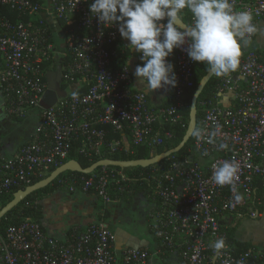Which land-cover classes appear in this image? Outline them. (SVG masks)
I'll list each match as a JSON object with an SVG mask.
<instances>
[{
    "label": "built area",
    "instance_id": "built-area-1",
    "mask_svg": "<svg viewBox=\"0 0 264 264\" xmlns=\"http://www.w3.org/2000/svg\"><path fill=\"white\" fill-rule=\"evenodd\" d=\"M235 11H250L253 22L264 26V0H230ZM92 0H0V92L6 110L26 118L37 112L40 125L34 140L23 145L10 160L0 158V195L27 187L34 178L52 173L64 164L75 142L87 157L129 153L143 146L153 158L174 134L167 125L187 127L183 109L185 95L196 85L199 63L185 49L173 50L167 58L174 66L177 86L167 99L168 106L154 105L144 91L136 89L130 67L113 68L114 47L121 39L118 25L105 27L90 13ZM191 23V15L187 13ZM162 21L161 23H166ZM62 23L69 28L62 30ZM60 34H58V30ZM78 27L79 32L74 29ZM57 32V34H56ZM252 36V43L256 36ZM57 39L65 41L59 49ZM242 48L240 65L221 79L222 86L211 101H203L204 115L185 154L171 155L153 165L145 176L150 195L158 205L151 214L160 244L154 250L126 247L116 249V234L101 218L87 228L74 229L67 241L46 233L42 223L25 218L0 231V264H156L166 253L176 264H264V248L241 251L230 240L224 225L242 215L255 203V182L264 179V49ZM139 64L143 61L139 54ZM61 67L63 96L49 109L41 106L49 90L48 72ZM235 96L234 104L222 106L220 98ZM109 127L127 139L107 142ZM218 128V131H217ZM213 143H207L209 134ZM226 143L225 149L219 144ZM235 160L239 179L233 186H218L212 180V165ZM163 163V164H162ZM91 176H73L64 183L70 192L93 191L105 207L119 201L115 191L124 192L122 170L103 166ZM236 192L243 195L236 202ZM249 218L260 213L251 210ZM224 238L227 249L216 256L211 241ZM180 259V260H179Z\"/></svg>",
    "mask_w": 264,
    "mask_h": 264
},
{
    "label": "clouds",
    "instance_id": "clouds-1",
    "mask_svg": "<svg viewBox=\"0 0 264 264\" xmlns=\"http://www.w3.org/2000/svg\"><path fill=\"white\" fill-rule=\"evenodd\" d=\"M89 10L105 27L118 25L128 48L140 54L143 66L137 65L134 76L151 95L155 90L177 86L174 66L167 59L174 49L187 43L185 51L191 61L206 65L209 75L224 77L238 69L242 48L261 31L252 13L235 11L230 0H92ZM185 10L191 15V24L183 22ZM192 133L198 140L203 138L201 130L193 129ZM216 134L210 133L206 142L212 144ZM227 147L219 144L220 149ZM212 168L214 183L233 186L235 191L238 163L224 160ZM234 199L241 202L243 195L236 192ZM209 247L216 256L227 249L222 237L211 241Z\"/></svg>",
    "mask_w": 264,
    "mask_h": 264
},
{
    "label": "crops",
    "instance_id": "crops-1",
    "mask_svg": "<svg viewBox=\"0 0 264 264\" xmlns=\"http://www.w3.org/2000/svg\"><path fill=\"white\" fill-rule=\"evenodd\" d=\"M58 30V28H54ZM261 31L257 37L258 42L264 43V26H260ZM64 32V31H63ZM57 34V32H56ZM60 34V30H58ZM129 42L120 39L115 47V59L122 60L123 65L131 68L133 73L134 85L136 89L143 91L146 86L143 82L137 81L134 76L135 69L139 64V53L128 48ZM175 72V69H174ZM169 94L172 88L169 86ZM150 96L151 103L160 105V93L155 90ZM165 100V99H164ZM222 106L229 107L234 104L235 96L231 93L224 94L220 98ZM40 125V117L37 112H32L26 118H19L11 115L3 104V97L0 92V158L4 160L12 159L20 148L33 141L37 129ZM255 203L246 211L256 210L260 216L254 218L259 222H264V180L257 179L255 182ZM133 191L127 193L131 196ZM43 205V226L47 234L63 241L71 238L74 229H85L91 224L100 220L101 213L105 209V221L109 228L116 234V249L119 252L126 247L140 246L143 249L154 250L159 246L160 240L154 231V222L151 214L156 210V200L152 198L149 191L146 194H140L133 199H119L116 203L105 207L103 202L94 193H85L81 189L70 192L66 186L64 191H56L50 195H45L42 201ZM126 207L121 210V206ZM124 208V207H123ZM121 210V211H120ZM248 212L242 215H235L225 222V226L231 232L235 230L232 243L238 249L247 247V244L241 242L237 237V231L241 227V220L249 218ZM253 219V218H249ZM264 226V224H263ZM114 227V228H113ZM264 228V227H263ZM229 232V234H230ZM264 236V229H262ZM254 246H249L253 248ZM163 259L158 260L156 264H176L178 258L173 253H166ZM163 260V261H162Z\"/></svg>",
    "mask_w": 264,
    "mask_h": 264
},
{
    "label": "trees",
    "instance_id": "trees-1",
    "mask_svg": "<svg viewBox=\"0 0 264 264\" xmlns=\"http://www.w3.org/2000/svg\"><path fill=\"white\" fill-rule=\"evenodd\" d=\"M0 11H2L4 14L6 13V14L10 15V17L12 19H15V16L12 13H10V12L8 13L9 10L1 9ZM183 21L186 22L187 24H191L189 19H188V15L186 13L183 14ZM62 25H63L62 30L65 33H67L69 28L64 26L63 23H62ZM74 29H76L77 32L81 31V30H79L78 27H74ZM258 35L256 36V40H257ZM256 40L254 41V43H256V47L254 50L256 52H260L264 49V43L262 44ZM113 61H114V63H113L114 69L122 68L124 66L122 64L123 63L122 60H116L115 56H113ZM207 73H208V71H207L206 65L199 63L197 65V68H196V77H195L196 85L193 89H191L187 92V94L185 95V99H184L185 100V106L183 109V114H184L185 120L187 121V127L182 128L180 125H167L166 129L171 130L174 134V137L164 147L160 148L157 151V153L161 154L165 151L176 148L182 142V140H183V138L187 132L188 126H189L191 102H192L193 95H194L201 79ZM221 79H222V77L214 76L211 79V81L207 84L204 92L201 94V96L199 98L198 115H197V117H198L197 129L199 128L200 121L204 115V109L202 108L201 104L205 100H207V101L211 100L212 101L214 99L217 91L222 86ZM161 104L164 106H168L170 104V99L162 100ZM105 129L108 131V137H107L108 143L112 142L114 139H123V138L127 139V137L130 135L129 131H126L125 134L123 135V134L114 133L109 127L105 128ZM192 141H193V138L186 145V147L177 154V156H179L181 154H185L187 152V150L192 147ZM81 145H82L81 141L74 143L72 152L70 153L68 158L64 161V163H66L70 160H77L81 163V165L84 168H87V167L92 166L94 163H96L97 161L100 160L101 157H99L97 155H94L92 157H87V156L82 155L81 149H80L82 147ZM150 151L151 150L148 146H143V147L139 148L134 155L123 152V153H117V154H113V155L108 154V155H105V157H109L111 159L120 160V161H130V160H136V159H150V157H151ZM153 168H154V166H151L148 168H142V167L127 168V169L117 168L119 170H122L124 176L126 177V181L123 182V185L126 187V190L122 193L116 190L113 197L116 199L126 200L128 198L133 199L134 197H136L137 195H140V194L143 195V194L148 193V191L151 188V184L148 182V180L145 179V176ZM55 169H56V167H54L52 169V172ZM100 169L101 168H98L95 172H98ZM49 175L50 174L44 175L43 177L34 178L31 185L41 181L42 179L48 177ZM80 175L85 176V177H89L92 175V173L91 174H82V173L68 171V172L62 174L60 177H58L52 184H50L46 188L41 189L39 191H36L35 193L28 196L24 201H22L17 207H15L11 212H9L0 221V231L4 232L9 226L16 225V224L20 223L21 221H23L25 218H32V219H35V220L42 223L43 222V214H44L42 201L44 199V196L55 193L56 191H64L66 186H67L64 183V181L70 179L73 176H80ZM24 188H26V187L14 188L11 193L0 195V210L13 199L14 193H16L20 189H24ZM129 191H133L131 196L127 195V193ZM88 193H94V192L90 191ZM156 202L158 203V201H156ZM42 226H43V223H42ZM43 228H44V226H43ZM234 233H235V230H232L230 232V234H229L230 240H231V238L233 239ZM247 249H248V245L246 248L243 247L241 249V251H246Z\"/></svg>",
    "mask_w": 264,
    "mask_h": 264
},
{
    "label": "water",
    "instance_id": "water-1",
    "mask_svg": "<svg viewBox=\"0 0 264 264\" xmlns=\"http://www.w3.org/2000/svg\"><path fill=\"white\" fill-rule=\"evenodd\" d=\"M184 23L187 24L186 22ZM60 69L61 67L59 66L56 72L47 73V79L49 82V90L45 93L41 101V106L45 109H49L52 106H54V104L58 100V97L64 95V93L61 91V88H60V82L62 81V75H61ZM213 77L214 75H209V73H207L201 79L200 83L198 84V87L193 95L192 102H191L190 121H189L187 132L182 142L176 148L165 151L150 159H136V160H130V161L102 159L87 168H84L81 165V163L77 160H70L64 163L63 165L59 166L58 168H56L48 177L42 179L41 181L33 185L27 186L24 189H20L19 191L14 193L13 199L0 210V221L9 212H11L15 207H17L22 201H24L28 196L35 193L36 191L46 188L47 186L52 184L58 177H60L62 174L68 171L82 173V174H91L94 171H96L98 168L103 167V166L118 167L121 169L135 168V167L148 168L153 165L159 164L165 159H167L168 157H170L171 155L182 151L193 137L192 130L197 129L198 101H199L201 94L204 92L207 84L211 81ZM158 91L160 93L159 95L160 100L167 99L170 95L169 88L167 91H165L163 88L158 89ZM132 247L141 248L140 246H134V245Z\"/></svg>",
    "mask_w": 264,
    "mask_h": 264
},
{
    "label": "rangeland",
    "instance_id": "rangeland-1",
    "mask_svg": "<svg viewBox=\"0 0 264 264\" xmlns=\"http://www.w3.org/2000/svg\"><path fill=\"white\" fill-rule=\"evenodd\" d=\"M57 43L59 44V49L61 51L65 50V41H60L59 39H57ZM255 47H256V43H253L251 45V48L255 49ZM123 207L121 206V210L126 208L124 205ZM263 224L264 222L260 223L259 220H255V219H249V218L242 219L241 227L237 231L238 239L249 246H254L255 248L263 249L264 248V236L262 235V229H264Z\"/></svg>",
    "mask_w": 264,
    "mask_h": 264
},
{
    "label": "flooded vegetation",
    "instance_id": "flooded-vegetation-1",
    "mask_svg": "<svg viewBox=\"0 0 264 264\" xmlns=\"http://www.w3.org/2000/svg\"><path fill=\"white\" fill-rule=\"evenodd\" d=\"M117 237V236H116Z\"/></svg>",
    "mask_w": 264,
    "mask_h": 264
}]
</instances>
